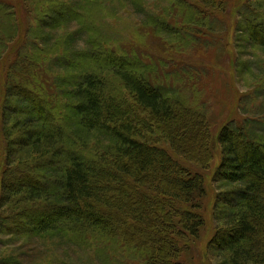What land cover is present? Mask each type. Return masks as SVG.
<instances>
[{
    "label": "trees",
    "instance_id": "16d2710c",
    "mask_svg": "<svg viewBox=\"0 0 264 264\" xmlns=\"http://www.w3.org/2000/svg\"><path fill=\"white\" fill-rule=\"evenodd\" d=\"M25 1L40 10L30 22L31 53L8 67L0 235L23 243L60 239L82 248L116 241L144 264H183L188 243L204 225L196 199L207 193L204 176L190 168L207 169L213 160L196 156L191 146L204 137L202 126L190 122L184 102L158 76L151 80L153 65L93 37L87 21L98 19V1ZM10 3L0 1L6 9ZM251 7L242 41L264 50V0ZM150 20L170 35L176 30L158 15ZM49 61L57 65L54 75ZM35 70L57 95L55 104L34 86ZM138 111L150 119H140ZM231 125L218 132L213 180L220 193L210 248L221 264H264V136L252 138L245 124ZM155 129L175 156L155 145Z\"/></svg>",
    "mask_w": 264,
    "mask_h": 264
},
{
    "label": "rangeland",
    "instance_id": "374dc122",
    "mask_svg": "<svg viewBox=\"0 0 264 264\" xmlns=\"http://www.w3.org/2000/svg\"><path fill=\"white\" fill-rule=\"evenodd\" d=\"M7 1L11 2V7L6 9L4 5H0V188L5 161L1 109L11 73L8 67L19 54L25 56L31 53L30 22L34 20L35 12L40 10L39 6L36 9V5L29 1ZM93 1L99 3L94 12L99 15L98 19L92 17L87 21L93 28V37L100 44L107 42L115 47H127L120 51L129 49L139 61L153 65L151 80L153 81V76H158L166 87H170L168 91L184 102V107L188 109L186 112L190 113L187 117L190 122L193 121L195 126H202L204 137L191 146L196 156L209 154L207 160H213L207 169L191 164L193 167L190 169L200 172L206 181V196L196 199L202 206L204 225L198 239L188 243L180 261L183 264H221L210 248V241L217 227L214 211L220 193L213 180L221 155L218 132L225 124H245L250 137L264 136V50L252 49L241 37V32L245 36L247 23L244 21L253 19L251 6L255 0ZM46 6L49 7L48 3ZM191 13L196 16H187ZM202 13L205 15H200ZM150 14L160 16L176 30L172 35L169 31L160 30L150 20ZM196 17L200 18L202 25L197 22ZM162 24L163 22H158L160 28ZM49 62L47 68L54 75L57 65L53 61ZM140 66L141 64L138 65ZM20 67L21 65L12 69L11 77L16 75ZM35 73L34 86L41 94L34 90L43 98L52 99L55 104L57 95L52 94L38 80L36 70ZM44 73L43 70L38 72L39 79H43ZM112 87L130 98L120 85L113 83ZM195 110L197 116L191 113ZM31 111L36 114L34 110ZM202 112L206 115L208 124L205 123ZM135 114L140 119H150L139 111ZM160 133L161 130L155 129V134H151L155 145L174 155ZM185 137L182 136L181 141H185ZM185 147H181L182 152H185ZM182 162L189 165L187 161ZM8 239L0 235V264L5 259H16L15 264H144L133 252L116 241L105 244L97 240L93 247L82 248L69 243H57L56 240L23 243Z\"/></svg>",
    "mask_w": 264,
    "mask_h": 264
},
{
    "label": "bare ground",
    "instance_id": "6f19581e",
    "mask_svg": "<svg viewBox=\"0 0 264 264\" xmlns=\"http://www.w3.org/2000/svg\"><path fill=\"white\" fill-rule=\"evenodd\" d=\"M249 46H251V45H249ZM33 241H38V240H33ZM32 241V242H33ZM50 241H54V240H49V241H46V243L47 242H50ZM56 241H57V243H61V241H60V239H56ZM39 242V241H38ZM31 243V242H30ZM41 243H45V242H41Z\"/></svg>",
    "mask_w": 264,
    "mask_h": 264
}]
</instances>
